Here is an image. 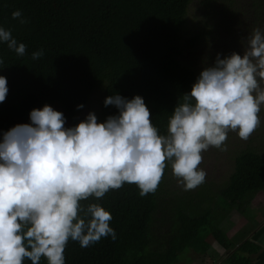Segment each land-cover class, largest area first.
I'll use <instances>...</instances> for the list:
<instances>
[{"label": "trees", "instance_id": "1", "mask_svg": "<svg viewBox=\"0 0 264 264\" xmlns=\"http://www.w3.org/2000/svg\"><path fill=\"white\" fill-rule=\"evenodd\" d=\"M192 1L0 0V26L26 45L18 56L0 44V75L8 87L0 102V134L44 104L56 103L72 121L95 92L101 100L99 121L117 112L103 104L106 96L140 95L152 123L165 134L168 116L190 90L199 65L212 64L217 53L221 58L242 53L251 30L264 28V0H198V18L188 25ZM17 9L25 23L12 17ZM38 49L44 55L33 60L31 53ZM170 168L166 163L157 188L144 196L135 183H125L95 199L110 212L116 239L104 236L88 247L69 240L65 264H173L186 248L205 253L207 244L199 236L204 226L226 248L225 234L210 221L214 210L199 214L163 205L166 195L176 192L168 190ZM225 185L219 198L237 211L249 192L264 189V142L262 152L249 147L234 156ZM88 202L93 198L82 203ZM164 221L157 241L154 226ZM23 264L31 261L25 258ZM39 264H47L46 258Z\"/></svg>", "mask_w": 264, "mask_h": 264}, {"label": "clouds", "instance_id": "2", "mask_svg": "<svg viewBox=\"0 0 264 264\" xmlns=\"http://www.w3.org/2000/svg\"><path fill=\"white\" fill-rule=\"evenodd\" d=\"M11 15L26 22L19 9ZM0 44L25 54L26 45L3 26ZM43 55V49L31 53L33 60ZM7 92L0 75V102ZM103 104L117 112L98 121L89 111L72 126L44 104L29 111L28 123L0 134V264H23L25 258L39 264L41 257L65 264L69 240L88 247L104 236L116 239L110 212L94 200L125 183H135L141 196L155 191L166 163L184 188L203 183L202 152L222 148L229 131L247 140L261 123L264 28L251 30L242 53H217L202 68L168 116L165 134L140 95L113 93ZM89 198L93 202L82 203Z\"/></svg>", "mask_w": 264, "mask_h": 264}, {"label": "rangeland", "instance_id": "3", "mask_svg": "<svg viewBox=\"0 0 264 264\" xmlns=\"http://www.w3.org/2000/svg\"><path fill=\"white\" fill-rule=\"evenodd\" d=\"M197 3L198 0H193L187 10L186 23L188 25L196 21L198 18V11L196 6ZM211 46L213 47L215 45H211ZM211 63L213 62L211 61ZM199 66L201 67V69L204 68L202 64H200ZM97 93L95 92L94 94H92V96L87 101L86 106L76 113L74 117L76 122L82 120L89 111L93 112L97 116V119L99 121L98 115L100 112L101 100H100V93L99 92ZM53 108L56 110L55 107ZM258 115L260 116L261 123L253 131V133L249 136L247 140H242L238 137L236 132L229 131L228 137L224 142L222 148H216L210 146L208 150L202 152V161L200 162L198 167L202 168L205 171L206 175L204 182L198 185L197 187L192 189L184 188L182 184L177 182V177H175L172 174V169L170 168L169 179L171 182L170 183L169 181L167 182L168 190L169 189H171V191L175 190L177 194L178 193L179 194L176 195V192L173 195L167 194L166 195L167 199L163 201L164 204L163 202L162 204L166 205L167 208H170V206L172 205L181 208L188 207L189 210H192V212L199 214L210 209L212 210V208L214 206H217L218 204H223L222 200L219 198L218 190L226 186L225 184L233 168L234 156L238 154L241 150L249 147L250 148L253 147L257 151L262 152L263 142H264V135H263L264 134V104L261 105V110ZM28 122H29V118L23 121V123H28ZM162 195L164 197V193ZM248 200H249V196L247 200L246 199L245 201L243 200L242 204L241 205L239 204L237 206V208L240 209L239 212L245 209V205H247ZM226 205L227 204H223L221 208H225L224 210L227 212V209L230 210V207L229 206L226 207ZM232 208L235 209L234 207ZM219 211H221L220 213L222 217L226 216L225 211H223L222 209H219ZM246 212L249 213L248 210ZM161 213L164 214L163 211ZM163 223L164 224H160V225L158 224L154 226V231L155 234L157 235L156 238L157 241H160L161 236L164 235V230H165L164 225L166 222L164 221ZM204 230H207L205 226L199 229V233H200L199 236L202 239H203L202 236ZM190 251L191 249H184L182 253H178L177 259L173 264H178L181 261H183L185 264H191L188 260L189 256H187V253H189ZM184 259H186L187 262Z\"/></svg>", "mask_w": 264, "mask_h": 264}, {"label": "crops", "instance_id": "4", "mask_svg": "<svg viewBox=\"0 0 264 264\" xmlns=\"http://www.w3.org/2000/svg\"><path fill=\"white\" fill-rule=\"evenodd\" d=\"M248 196V203L241 212L228 203L226 207L229 206L230 210L226 208L227 212L221 208L223 205L212 208L214 214L210 221L225 234L227 247L221 245L206 227L201 238L207 244L205 253L186 248L191 249L187 253L191 264H264V189H253L246 200ZM219 209L225 211L226 216L222 217Z\"/></svg>", "mask_w": 264, "mask_h": 264}, {"label": "flooded vegetation", "instance_id": "5", "mask_svg": "<svg viewBox=\"0 0 264 264\" xmlns=\"http://www.w3.org/2000/svg\"><path fill=\"white\" fill-rule=\"evenodd\" d=\"M50 106H53V107H55L56 108V110H58V111H61L63 114H64V116L66 117V122H65V126H67V125H69V126H72L73 124H75V123H77L76 122V120H75V115H76V113L74 114V115H72L71 117L74 119V120H72L71 121V119L70 120H68L69 118H70V116H68V115H66L65 114V112H63L62 110H60V108L57 106V104L55 103V104H53V105H50Z\"/></svg>", "mask_w": 264, "mask_h": 264}]
</instances>
